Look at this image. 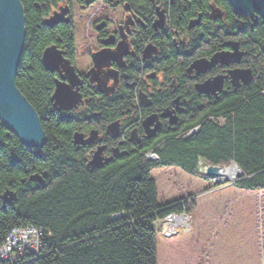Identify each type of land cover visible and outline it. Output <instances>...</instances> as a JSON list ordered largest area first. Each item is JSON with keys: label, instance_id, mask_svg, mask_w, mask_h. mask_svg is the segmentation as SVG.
Instances as JSON below:
<instances>
[{"label": "trees", "instance_id": "obj_1", "mask_svg": "<svg viewBox=\"0 0 264 264\" xmlns=\"http://www.w3.org/2000/svg\"><path fill=\"white\" fill-rule=\"evenodd\" d=\"M20 1L25 16L26 47L15 83L37 113L47 142L41 148H28L0 120V194L5 190L4 186L17 191V201L0 209V242L11 226L33 224L51 234L44 244L46 256H32L18 264H154L150 222L155 215L162 213L157 214L161 208L156 205L155 189L148 177L150 162L143 161V152L155 149L156 143L147 142L140 151L127 156H113L101 168L86 167L84 159L89 154L71 143L72 121L60 118L51 108L49 94L53 75L40 63L42 47L57 33V36H63L65 48L66 45L69 48L68 57L72 64L82 73L90 63V56L85 44L76 40L78 28L89 41L100 35L94 30L102 20L106 22L103 30L114 28L111 17L120 13V0L116 6H113V0H97L84 13H74L67 25L59 24L51 30L41 25L47 12L42 16L41 9L34 8V4L40 3L44 8L60 0ZM125 1L136 9L140 8L141 2H146ZM215 1L224 6L227 17L235 24L232 28L221 27L219 31L222 30L225 37L231 35L229 30L234 32L246 48L256 50L257 57L264 61L262 19L256 15L251 18L238 16L228 0ZM201 3L204 9L206 2ZM143 5L146 7L145 3ZM74 8L72 5L71 11L75 12ZM208 24L198 33L205 29L210 36V30L215 26ZM163 46L167 53L164 57H171L164 42ZM177 56L183 55H173L171 60H177ZM128 69L132 79L126 83L130 86V81L138 78L139 73H136L140 69L135 64ZM263 89L264 77L261 76L254 85L226 91L218 100L203 96L194 99L192 108L187 109L180 119L183 121L181 125L164 137L165 143L158 153L159 162L179 164L192 171L190 166L196 164L197 156L215 163L233 156L247 173L255 174L252 180L255 186L264 185ZM121 90L127 97L133 94L134 86H125ZM110 99L113 98L108 99L112 102ZM108 100L103 99L106 104ZM123 101L124 98L118 102L122 105L118 111L125 112L131 107L127 98ZM109 113L102 112L99 119L91 118L92 125L106 120ZM217 117L225 118L226 122L222 125L210 121L203 123L205 119ZM198 124L201 127L196 135L185 140L175 138L177 135L182 137L181 133ZM44 170L48 176L43 184H21L29 173ZM246 181L245 184L250 180ZM121 211L126 215L120 221H112L111 215Z\"/></svg>", "mask_w": 264, "mask_h": 264}, {"label": "rangeland", "instance_id": "obj_2", "mask_svg": "<svg viewBox=\"0 0 264 264\" xmlns=\"http://www.w3.org/2000/svg\"><path fill=\"white\" fill-rule=\"evenodd\" d=\"M146 1L148 2V5L144 2L146 7H150V1ZM159 1L162 9L159 11L160 15H157V11L155 10L157 6L153 7L155 16L145 10L143 11L145 14L140 12L138 15L142 20L146 18L149 19L150 21L148 20V23L152 25L156 24L155 21L152 20V18L156 16L162 18L163 14L166 18H171V21H168L170 25L164 26L166 29L170 28V26L172 27V30L169 31L171 34L168 33V30H165L159 35L160 38L162 37L161 39L158 35H153L152 37H156L161 41H153L151 43H154L153 46H158V49L163 50V52H161L160 57H158L154 50L148 55H141V59L145 64L151 60H155L154 62L157 63L156 66H165L164 75L166 77H169V79H174L175 77L177 81L167 87H175L178 90L175 94H172L171 98H166V95H162V93L167 94L172 91H162L160 92L161 94L159 93L160 95L156 94L153 97V104L151 105L147 98L145 99L143 95H140V93L145 90H141L137 88V86L134 87L133 94H128L126 97V95H124L125 92L121 90L122 87L119 89L115 82V79L117 80V78H119L118 74L120 72L118 73L115 71L113 76L102 74L103 71L106 72V70H111L110 67L112 63L115 64L118 69H124L126 67L123 73L128 76L131 75L128 68L132 64L140 66V60L137 55H140L142 52L145 53V51L139 53L137 49L148 43H144L141 39V35L135 33L136 31L134 29L131 33H133L143 45L142 43H134L138 45L134 46L135 51L131 49L122 51L121 59L111 60L109 62L110 64L101 66L100 70L99 67L95 65L93 56L90 57V63L88 62L82 69V71H84L83 78L87 75H85V72L94 71L97 76L93 75L90 79L93 80L95 77H100V80L98 83L94 82L95 87L88 94H86L84 89H80L78 91V98L74 96L71 101L66 103L69 104L68 106H59L52 100V95L57 85L56 75L61 74H59V72L56 74L48 72L53 75V85L51 86L53 93L49 94L51 108L60 118L72 121L71 143L77 148H82V150L87 152V155L89 154L87 160L98 151L97 147H101L107 156H112V160L113 156H127L129 153L140 151L142 146H145L149 142L156 143L155 149H147L143 152L145 159L143 161L150 162L148 177L155 189L156 205L161 208L157 211V214L162 213V215H155L154 219L150 222L154 237V264H264V185H254L252 180L255 174L247 173L246 170L243 169L241 163L234 159L233 156L217 163L210 162L205 157L197 156L196 164L190 166L193 168L192 171L184 169V167L179 164H162L159 162L160 158L158 156L161 149L160 146H163L165 143L164 137L174 133L181 125L183 121L180 122V119L184 117L183 114L187 109L192 108L191 106L194 104V99L203 96L207 99L214 98L218 100L226 91H237L254 85L261 76L264 77V61L257 57L259 55L256 50L246 48L242 41L235 37L234 32H229L230 30L228 31V33L231 34L230 36L221 38L222 35H220L219 37H214L217 30V34H221L222 30L219 31V28H224V26L215 25V29L211 28L210 30V36H207L204 32L205 29H202V31L198 33V31L201 30L200 28H202V26H198L195 22L198 20V13H203L204 15L211 1L209 3L207 2L204 9L200 0ZM19 2L21 4L20 0ZM192 2L194 3L193 6ZM144 3L141 2L138 7H144ZM51 5L56 6L55 8L51 7V10L53 9V14L62 13L59 6H62V8L65 6L63 0L57 1L55 4L52 3ZM67 7L69 9L66 8L67 10H63L64 12L68 10L71 11V6L68 5ZM36 9L39 10L38 7ZM74 10H77L76 6ZM122 13L118 12L112 14L111 18L112 21L115 22L113 23L114 26L117 27V22H123L124 15H122ZM174 18H178L177 21H174ZM46 20L45 18L42 19L41 25L44 26ZM179 20H182V25L178 23ZM189 22L191 23V28L188 30V33H184L178 42L174 41L176 36L173 35V29L177 28L182 30L184 29L183 25H185V29H187V27H189ZM100 23L106 26L105 20H102ZM205 23L209 22L207 21L204 22V24ZM211 25H213V23ZM141 26L142 25H140V27ZM123 30L127 31V29ZM118 33L119 32L116 31V33H113L111 36L105 34V38L108 37L110 41H117V44L114 43L109 46L102 39V47L117 52L118 46L121 45L120 43H124ZM76 37L77 42L85 44L86 51L89 48H92L91 50L97 48V44L93 43L95 41L86 39L83 31L79 28ZM165 38L169 39L171 42H164ZM216 38L222 41L227 40L224 44L231 42L230 44L233 46L222 50L216 45H212L211 47L207 46L208 42L216 43ZM163 42L168 48L169 53H171L170 50L174 47L185 52L187 55L186 60H181V56H177V60H171L172 57L170 58V56L169 58L167 56L164 57L167 53L164 52L165 47L163 46ZM61 45H64L63 41H61ZM25 47L26 27L24 20V42L21 58L24 56ZM98 49L99 48H97V50ZM213 51L215 53L211 54ZM224 52L226 53L221 55V53ZM126 58L127 60L125 61ZM91 64L94 65V69L93 66L91 67ZM194 66H198V68L194 70ZM71 68L73 69V67ZM241 68L242 70L239 71ZM139 69V72L137 71L136 74L139 73L138 79H140V82L135 83L132 81L134 84H140L142 82L141 75L144 74V71L143 68ZM16 73L14 79L16 78ZM121 75L124 76L123 74ZM213 77L216 79L210 82L209 88H211V90L204 92L202 88L199 87L200 84L204 82L205 84H209V80L207 79ZM109 79L110 81L112 79V81L109 82ZM218 80L225 82L224 85L226 87L216 91L215 85ZM57 81H65V79H58ZM125 81L127 80H124V82ZM133 83H130L129 87H132ZM121 84L122 83H120V86ZM15 87L19 94L25 98L20 89L16 85ZM86 90L88 91L87 88ZM109 92H111L110 95ZM179 94L182 96L178 97ZM261 94L264 98V89L261 90ZM138 95H140V97ZM125 97L129 100L128 102L131 106L144 108L146 111L145 114L139 111L136 113V120L128 121L132 119L127 117L130 114L126 113L124 115V113H122L123 111H118L122 106L119 105L118 102L123 98L125 101ZM63 98L67 99V97ZM106 98L107 100L113 98L112 100L110 99L112 102L108 100L109 103L106 104V102H104L105 100L103 101V99ZM177 99L180 101L186 100L183 101L184 106L182 108L179 107V110L175 109L174 112L172 111L173 113H170L168 117L164 114L166 110H168L166 105L169 104L170 107H172V105L177 103ZM25 100L27 101L26 98ZM27 103L30 105L28 101ZM147 104L150 105L148 106ZM156 107H160V109ZM175 107L178 106L176 105ZM108 111L111 113H109V116L105 117L106 120L103 122H96L97 124L92 125L91 118L99 119L101 118L102 112L108 113ZM68 113L69 116L67 115ZM174 114L179 117L178 121L180 124L176 125V121H172L171 116ZM122 115L124 116L121 117ZM148 117L152 118V121H154L153 124L160 120V123L163 125L161 127L154 126L153 129L145 132L146 127L144 124ZM37 118L40 120L38 115ZM206 120L207 119H205L203 123L210 121L214 125H222L226 122L223 117L208 118V121ZM128 123L133 125L137 124L139 129L138 135H142V137L134 136L133 133L135 128L132 129L128 127ZM200 127L201 124H198L186 132L181 133L180 135H182V137L177 135L175 138L185 140L192 137L199 132ZM95 131L97 132V136H100V133L106 135L110 134L109 141L104 142L100 140L99 137H94L91 143L75 144L73 142L75 133L83 134L84 142L87 138H90L92 132ZM98 141L100 142L99 144H97ZM46 142L47 139L41 146H33L32 148H41ZM84 156L85 155H83V159ZM85 164L86 167L90 169L101 168V166H98V168L91 167L86 161ZM233 165L238 167L239 171L232 177L226 178L225 172L221 175L216 174L218 169H226ZM245 180L250 181L245 184ZM33 182L43 184V182L39 181ZM24 183L25 181L22 179L21 184ZM4 189L11 194L7 197H4V192L0 194V209H6L17 201V191L15 189L9 186H4ZM124 215H126L124 211L115 213L111 215V220L120 221L121 217ZM50 237L51 234L47 229L33 224L11 226L0 242V263L18 264L21 260L32 256L37 258L39 251L44 252V244ZM3 245L5 246V250L3 249Z\"/></svg>", "mask_w": 264, "mask_h": 264}, {"label": "bare ground", "instance_id": "obj_3", "mask_svg": "<svg viewBox=\"0 0 264 264\" xmlns=\"http://www.w3.org/2000/svg\"><path fill=\"white\" fill-rule=\"evenodd\" d=\"M74 0H63V3H64V5L65 6H63V8H62V6H59V8L62 10V13H60V14H58L57 15V17H55V14H53V9L51 10V7H53V8H55L56 6H54V5H51V4H49L48 6L46 5V7H44L43 8V5L42 4H40V3H36L35 2V4H34V8H39V9H41V13H42V16L44 15V12H47V13H51L50 15L49 14H47V15H45L44 16V18L45 19H47L46 20V24H44V27H46V28H48V29H53L54 27H57L59 24H61V25H63V26H65V25H67L68 23H66V22H69L70 21V18L73 16V14L74 13H84L86 10H87V8L89 7V6H91L95 1H97V0H80V1H78L77 3L76 2H73ZM150 1V7H142V8H135L133 5H131V4H129L128 2H126L125 0H120V12L122 13V15H124V19L122 20V21H119V22H122V23H118L117 22V27L116 26H114V28H112V29H106V30H103L104 29V25L103 24H101V23H97L96 24V26H95V32H97V33H100V35H97V38H95V42H97V43H95V44H97V48H99L98 50H97V48H95V49H93V50H91L92 48H89L87 51L88 52H90L89 53V56L90 57H92L94 54H98V53H100V51L101 50H103L104 48L102 47V39L106 42V44L107 45H111V44H117V41H110V39H108V37L107 38H105L104 36H105V34L106 35H109V36H111V35H113V33H116V31L117 32H119L118 34H119V36H120V38H121V40L122 41H124V43L123 42H121L120 44L122 45V47H121V49H120V51L122 52V51H125V50H128V49H130V48H133V49H135L134 48V46H138V45H135L134 43H138V44H140V43H142L140 40H138L135 36H134V34L133 33H131V31H125V30H123V29H126V26H128V25H130L131 27L133 26V28H135V33H137V34H140L141 35V39L143 40V42L145 43V42H147L148 44L147 45H143V43H142V45H143V47L141 46L139 49H137L138 51L137 52H142V51H145V53L144 52H142V53H140V55H137V53H136V55H137V57L139 58V60H140V66H139V68H155L154 66L157 64V63H154L155 65L154 66H152L151 65V61H149V62H147L148 64L146 65L145 63H143L142 62V59H141V55L142 56H145V55H148L151 51H154L155 50V53H156V55L158 56V57H160V53L161 52H163V50H159L158 48V46L156 47V46H153L154 45V43H151V42H157V41H161V40H158V38H156V37H152L153 35H160V33H162V32H164L165 30H168V33L169 34H171L169 31H171L172 30V27L170 26V28H168V29H166L164 26L166 25V26H168V25H170L169 23H168V21H171V18H166L165 17V15H163L162 14V18H160V17H158V16H156L154 19H152V20H154L155 21V23L156 24H150V23H145L143 20H141V22L144 24V26H145V28H143L142 26L140 27L139 25H136V21H135V17H137V15H138V12H136V10H139V11H148V12H150V13H152V14H154L153 16H155V10L157 11V15H160V13H159V11H161L162 9H161V7H160V4H159V0H156L155 2H152V0H149ZM211 1V3H210V6H209V8L207 9V11L206 12H204L205 14L203 15V13H198V15H199V17H198V20L197 21H195L197 24H198V26H204L205 24H207V23H205L204 24V22H209V24L208 25H211L212 23H213V26H215V25H221V26H226L227 28H232V26H235V24H234V22L233 21H230V19H229V17H227V13H226V10H225V8H224V6L223 5H221V4H219L217 1H215V0H201V2H206V4H207V2L209 3ZM72 2V3H71ZM199 3H200V1H199ZM230 3V2H229ZM70 5L71 7H72V5H73V7L74 6H76L77 7V10L74 12V11H70V10H68V11H66V12H69V13H66V12H64L65 10H67L66 8H68L67 6L68 5ZM72 4V5H71ZM118 4V0H113V6H116ZM146 4H148V2L146 1ZM152 4V5H151ZM157 6V7H156ZM153 7H156V9L154 10H152V8ZM21 8H22V12H23V6H21ZM69 9V8H68ZM234 9V8H233ZM43 10H45V11H43ZM64 10V11H63ZM151 10V11H150ZM234 12L238 15V16H241V17H243V16H246V17H253V15L255 14L256 15V17L258 16L259 18H261V16H260V14L257 12V11H252V13L251 14H249V15H241L240 13H238V12H236L235 11V9H234ZM74 16H75V14H74ZM55 17V18H54ZM23 18H24V20H25V16H24V12H23ZM43 18V19H44ZM160 18V19H159ZM177 19L178 18H174V21H177ZM262 19V18H261ZM238 20H240V19H238ZM49 21V22H48ZM48 22V23H47ZM52 22H54V23H56V24H54V26H51V25H49V23H52ZM262 22H263V20H262ZM112 23H115L114 21H112ZM141 23V24H142ZM178 23H181V25H182V20H179L178 21ZM264 23V22H263ZM138 24V23H137ZM188 24V23H187ZM57 25V26H56ZM184 26V29H177V28H174L173 29V35L174 36H176L175 38H174V41H176V42H178V40L180 39V37H182V35L184 34V33H188V30H190V26H191V23L189 22V27H187V29H185V25H183ZM193 26V25H192ZM130 27V28H131ZM67 28V27H66ZM129 28V27H128ZM127 28V29H128ZM115 29V30H114ZM72 31V30H71ZM54 36H53V40L52 41H49V42H47V44H45L43 47H42V51H41V55H40V63H41V66H42V68L46 71V72H51V73H58L59 72V74H61V75H56V82H57V80L58 79H65V83H64V85H66V86H68V87H71V89H72V91H74V92H78L80 89H84L85 90V92H86V94H88L90 91H92V89H94V87H95V83L97 82L98 83V81L100 80V77L99 78H95V79H93V80H91L90 78H92V76L93 75H95V73L94 72H89V71H87V72H85V77L83 78V76H84V71H82V73H80V72H78L77 70H76V68H75V66L72 64V61H71V59H69V57H68V47H67V45H66V48H65V46L64 45H61V41H63L62 40V38H63V36L62 35H58L57 36V33H54L53 34ZM217 35H222V37H224L225 35L223 34V33H219V34H217V33H215L214 34V37H216ZM229 36V35H228ZM104 37V38H103ZM114 37V36H113ZM217 37H219V36H217ZM159 38H160V36H159ZM162 38V37H161ZM160 38V39H161ZM168 38H169V36H168ZM165 39H167V38H165ZM164 39V42H171L169 39H167V40H165ZM225 39V38H224ZM93 41V40H92ZM101 41V42H100ZM227 41V40H226ZM226 41H222V40H220V39H216V43L214 42V43H212V42H208L207 43V46H209V47H211L212 45H216L217 47H219V49L220 50H222V49H224V48H228V47H230V46H233V45H231L230 43H225L224 44V42H226ZM99 42V43H98ZM222 44H220V43ZM64 44V43H63ZM68 48V49H67ZM212 49V48H211ZM181 49H176L175 47L174 48H172L171 50H170V52L171 53H169V54H171V57H173V55L175 56V55H178L179 53H182V58L180 57V59L182 60H186V58H187V55L185 54V52H183V51H180ZM135 51V50H134ZM179 52V53H178ZM213 53H215L214 51L213 52H211V54H213ZM226 52H224V53H221V55L223 54H225ZM209 54V53H208ZM211 54H210V56H211ZM170 57V58H171ZM169 58V57H168ZM22 59L23 58H21L20 59V62H19V64H18V68H19V65L21 64V61H22ZM214 60H215V58H214ZM213 60V61H214ZM51 62V63H50ZM66 62L68 63V65L66 66ZM235 62V61H234ZM57 64V65H56ZM110 64V63H109ZM93 66V69H94V65L93 64H91V67ZM71 68V67H73V69H74V73H78V74H75L76 76H75V79L74 80H72L71 78H70V80L68 81V74L66 73V71L68 72V70H67V68ZM18 68H17V70H18ZM100 68L101 67H99V70H100ZM130 68H131V66H130ZM149 68V69H150ZM194 68V70H196L197 68H198V66L196 67V66H194L193 67ZM56 69V70H55ZM98 69V68H97ZM200 69V68H199ZM201 70V69H200ZM224 70V69H223ZM242 70V68L241 69H239V71H241ZM210 71V70H209ZM17 72V71H16ZM212 72V71H211ZM82 74V75H80V74ZM67 74V75H66ZM135 74V73H134ZM207 74V73H206ZM95 76H97V75H95ZM133 76V75H132ZM144 75H141V78L143 77ZM152 77H153V74H152ZM216 77V76H215ZM128 79H132V77H131V75L129 76V77H124V80H127L128 81ZM214 79H216V78H210V79H207V80H209V84L207 83V84H205V82L204 83H202V84H200V86L199 87H201L202 88V90H211V88H209L210 87V82H212V81H214ZM171 81H172V84L174 83L173 81H175L174 79H170ZM102 81V80H101ZM127 81H123L122 82V88L123 87H125V86H127V87H129V85L126 83ZM135 83H139L140 82V79H136V80H133ZM62 82V81H61ZM95 82V83H94ZM131 83H133L132 82V80L130 81ZM168 82H170V81H168ZM205 84V85H204ZM225 84V82H223V81H217V84L215 85L216 87V91H218V90H220V89H224L226 86L224 85ZM14 85H16V83H15V79H14ZM201 85H204V86H201ZM133 86L134 87H136L137 86V88H138V86H143V87H145L146 85L142 82V84L140 83V84H133ZM86 88L88 89V91L86 90ZM115 88V87H114ZM214 88V89H215ZM53 93V91H51L50 92V94H52ZM110 93L111 92H109V95H110ZM152 93H154L153 91H151V93H148V92H145V91H142L141 93H140V95H143L144 96V98L146 99L147 98V100L149 101V103L151 102V101H153V98H151L150 96H152V97H154L153 96V94ZM152 94V95H151ZM140 95H138L139 97H140ZM111 97V96H110ZM177 101V103L175 104V105H172V107H173V109L172 110H170V109H168V110H166V112L164 113L165 115H167L168 117H169V114L170 113H173L174 111H175V109H177V110H179L178 108L179 107H175L176 105L178 106V102L180 101V100H176ZM148 106L150 105V104H147ZM60 106V105H59ZM128 111H129V109L127 110V113H128ZM173 111V112H172ZM68 116H69V113L67 114ZM172 117V121L174 120V121H176L175 122V124L177 125V124H179L180 122L178 121V118L179 117H177L175 114L174 115H172L171 116ZM136 118H137V116H135V120H136ZM40 121V120H39ZM161 122H162V120H161ZM40 123V122H39ZM154 123V121H152L151 123H149V122H147L146 123V126H148V127H146L145 129H146V131L145 132H148L149 130H151V129H153L154 128V126H156V127H161L163 124H161L160 123V120H158V122L156 123L155 122V124H153ZM158 125V126H157ZM113 126H115V125H113ZM133 129V128H132ZM42 130V129H41ZM136 131V132H135ZM138 131H139V129L137 128V129H134V133H133V135L134 136H140V135H138ZM43 132V131H42ZM13 133V132H12ZM14 134V133H13ZM101 134V133H100ZM15 135V134H14ZM140 137H142V135L140 136ZM73 138H74V136H73ZM47 138H46V136H45V133L43 132V140L45 141ZM100 139L101 140H103L102 139V136L100 135ZM74 140V139H73ZM22 143V142H21ZM100 142L98 141L97 142V144H99ZM23 144V143H22ZM26 146V145H25ZM33 146H29L28 148H32ZM97 149H98V151H99V154L96 156L97 157V159H100V162H101V167L105 164V163H107L109 160H111V158H112V156H107L105 153H104V151L102 150V148L101 147H97ZM118 150V149H117ZM95 155V154H94ZM115 155V154H114ZM88 157V156H87ZM85 161H86V163L88 164V165H90L91 167H93L90 163L93 161V156L90 158V159H85ZM95 167H97V166H95ZM98 168V167H97ZM239 171V168L238 167H236L235 165H233V166H229V167H227L226 169H218V171H216V174H218V175H221L222 173H224L225 172V177L226 178H230V177H232L233 175H235L237 172ZM48 176V172H47V170H44V171H42V172H31V173H29V175H28V177L26 178V179H23L25 182H33L34 180H32L33 178H39V179H41L42 180V182H44V179L46 178ZM224 179V178H223ZM4 193V195L5 194H8L9 193V195L11 194L9 191H3ZM12 192V191H11ZM8 195V196H9ZM23 233H24V231H23ZM3 249L5 250V246L3 245ZM12 254H14V253H12ZM40 255V257L41 256H46L45 255V253L43 252V251H39L38 252V254H37V257Z\"/></svg>", "mask_w": 264, "mask_h": 264}, {"label": "water", "instance_id": "obj_4", "mask_svg": "<svg viewBox=\"0 0 264 264\" xmlns=\"http://www.w3.org/2000/svg\"><path fill=\"white\" fill-rule=\"evenodd\" d=\"M228 1L235 11L241 15H249L253 10L257 11L264 22V0ZM58 14L60 13H55V17ZM54 24L56 23H49L51 26ZM23 42L24 18L19 0H0V120L5 128L12 131L24 145L39 147L43 144L44 140L37 115L25 98L19 94L14 85V76L23 54ZM121 47L122 45L118 46L117 52L105 48L100 53L94 54L95 65L101 67L108 65L111 60L121 59ZM67 65L68 63L66 62ZM67 70L68 72L66 71V73L69 75L68 81L70 78L74 80L76 75L73 69L69 67ZM64 83L65 81H57L55 92L52 95V100L60 106H68L69 104L66 103L71 101L74 96L75 98L78 96V92L72 91L71 87L64 85ZM209 90L205 89L203 91L207 92ZM63 97H67V99ZM151 121L152 118L148 117L145 122L150 123ZM146 123L144 124L145 127H147ZM94 133L92 132L90 138H87L84 142L83 134L75 133L73 142L75 144L91 143ZM98 154L99 151L95 153L93 161L90 163L93 167L101 166L100 159L96 157ZM32 180L42 182L39 178H33ZM8 195L9 193L5 194L4 197Z\"/></svg>", "mask_w": 264, "mask_h": 264}, {"label": "flooded vegetation", "instance_id": "obj_5", "mask_svg": "<svg viewBox=\"0 0 264 264\" xmlns=\"http://www.w3.org/2000/svg\"><path fill=\"white\" fill-rule=\"evenodd\" d=\"M156 0H152V2H155ZM160 2V1H159ZM150 3V2H149ZM153 9V8H152ZM137 12H138V14L141 12V13H143V14H145L143 11H139V10H137ZM141 20L142 19H140V17H139V15H137V17H135V21H136V25H142V27L143 28H145V26H144V24L141 22ZM148 20L149 19H144L143 21L145 22V23H148ZM150 21V20H149ZM138 23V24H137ZM142 23V24H141ZM129 27V28H128ZM131 26L130 25H128V26H126V29L128 30V31H134V29L135 28H133V26L130 28ZM220 43V42H219ZM221 44V43H220ZM109 46H111V45H109ZM132 51H134L135 49H133V48H130ZM224 49H227V48H224ZM182 57V56H181ZM154 59H156V58H154ZM127 60V58L125 59V61ZM157 60V59H156ZM155 60H151V65L152 66H154L155 64V62H154ZM148 64V63H147ZM146 64V65H147ZM155 68L153 69H151L150 67V69L149 68H144L143 69V71H144V76L142 77V82L146 85L145 87H143V86H138V88L139 89H141V90H145L146 92H148V93H151V91H153L154 93H152L153 94V96H155L156 94H159L160 92H164V91H167V90H169V91H172V92H170V93H167V94H164V93H162V95H166L165 97L166 98H171L172 97V94H175V92L176 91H178L177 90V88H175V87H173V88H167V87H169L170 86V84H172V82H171V80L169 79V77H166L164 74V72H165V66H154ZM126 68V67H125ZM125 68L124 69H118L117 67H116V65L115 64H111V67H110V71H107L106 69V72L105 71H103L102 72V74L103 75H108V76H113L114 75V72L115 71H117L119 74V78H117V80L115 79V78H112V79H115V82L117 83V87L119 88V89H121V86H122V84H121V86H120V83H122L123 81H124V76L125 77H129L127 74H124L123 73V71L125 72ZM219 70V69H218ZM105 73V74H104ZM121 74H123L124 76H122ZM152 74H153V77H152ZM105 77H107V76H105ZM112 79H111V81H112ZM174 80H175V77H174ZM110 81V79H109V82H111ZM168 81H170V82H168ZM177 80H175V81H173L174 83L176 82ZM142 82H141V84H142ZM178 86V85H177ZM113 87V86H112ZM117 87H115V88H117ZM161 94V93H160ZM159 94V95H160ZM180 96H182V95H178V97H180ZM151 98H153L152 96H151ZM156 100V99H155ZM183 101H186V100H183ZM183 101H179L178 102V107H183L184 106V103H183ZM150 104L152 105L153 104V101H151L150 102ZM159 104V103H158ZM167 106V108L168 109H170V110H172L173 109V107H170V105L168 104V105H166ZM156 108H158V109H160V107H156ZM129 109V111H128V114H130V115H128L127 117H129V119L130 118H132V117H134L135 115H136V113L137 112H139L140 111V113H144L145 114V109L144 108H141V107H137V108H128ZM122 113H124V115L127 113V111H126V113L125 112H122ZM124 115H122L121 117H123ZM131 120H133V119H130V120H128V121H131ZM122 124V123H121ZM128 127H131V128H135V129H137L138 128V126H137V124H131V123H128Z\"/></svg>", "mask_w": 264, "mask_h": 264}]
</instances>
